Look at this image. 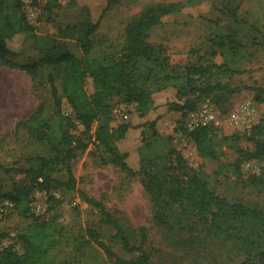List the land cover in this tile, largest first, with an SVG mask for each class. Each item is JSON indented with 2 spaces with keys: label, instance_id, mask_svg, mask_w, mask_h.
<instances>
[{
  "label": "trees",
  "instance_id": "16d2710c",
  "mask_svg": "<svg viewBox=\"0 0 264 264\" xmlns=\"http://www.w3.org/2000/svg\"><path fill=\"white\" fill-rule=\"evenodd\" d=\"M50 1L47 0L49 5ZM201 1H163L147 6L127 22L120 54L99 57L93 54L90 37L97 22H93L89 14L82 21L54 27L52 33L39 35L27 19L23 0H0V63L24 70L36 86L46 79L50 91V99L40 100L31 114L20 119L14 129L15 134L25 131L30 140L43 145L46 153L36 155L29 166H7L0 162V171L23 174L28 181L16 187L13 193L6 194L0 189V200L11 199L21 214L33 219L30 228L19 233L23 251L18 252L12 247L0 249V264H58L51 253L52 246L61 242L56 236V227L30 210L32 189L48 193L58 187L78 192L95 208L99 222L113 229L112 238L131 256L118 254L93 231L78 246L94 241L119 264H162L146 248L150 243L146 225L130 224L109 210L101 199L77 186L70 160L76 149L85 144L70 130L73 119L63 112L64 99L84 131H90L95 125L94 144L106 154V161L119 165L129 174L141 175L142 184L152 200V219L156 225L176 237L189 234L181 243L195 247V252L208 251L209 244H215L232 259V263L242 257L235 264H264V208L218 194L194 167L186 163L176 148H171L168 154H148L147 132L157 133L155 119L112 125L115 97L134 103L137 116L143 118L155 108L154 92L174 88L176 100L170 101L168 107L180 111L185 118L203 97L210 96L221 103L241 89V86H231L222 79L240 71L238 61L247 55L246 45L254 25H246L247 22L235 27L228 25L223 32L216 33L213 40L216 49L205 51L197 61L184 66L171 63L161 44L148 41L150 30L165 16L180 13L185 7ZM51 6H56L55 0ZM19 36L23 39L16 48L14 43ZM30 38L41 44L43 54L35 61L19 63L15 56ZM66 39H75L82 54L71 52ZM257 44L264 46V37ZM216 54L222 56L221 62L214 60ZM246 87L255 91L257 102L263 101L264 87ZM136 128L141 129L143 141L139 146L138 170L126 160L129 150L119 145V141ZM216 132V126L189 131L203 157L218 158L221 151L217 145L224 143L238 153L235 164L251 159L264 163V119L253 125L247 136L253 142L252 148L240 146L243 137L240 132L219 139H216ZM1 140L0 137V147ZM167 157L173 162H168ZM61 170L62 174L59 173ZM248 181L264 189V164L248 177ZM49 198L54 197L50 195ZM212 259L218 264L217 257Z\"/></svg>",
  "mask_w": 264,
  "mask_h": 264
},
{
  "label": "rangeland",
  "instance_id": "374dc122",
  "mask_svg": "<svg viewBox=\"0 0 264 264\" xmlns=\"http://www.w3.org/2000/svg\"><path fill=\"white\" fill-rule=\"evenodd\" d=\"M163 1L178 0H55L54 7L51 6L53 0L50 5L47 0H23L27 19L39 35L52 33L54 27L82 21L89 14L90 19L97 22L90 37L93 54L99 57H117L125 41L127 22L147 6ZM245 22L246 25H254L246 45L247 55L238 61L239 72L222 79L231 86H241V89L221 103L210 96L203 97L199 103L209 99L220 116L216 139L240 132L243 135L240 146L252 148L253 142L247 136L251 127L264 119V99L257 102L255 91L246 86L264 87V46L257 44L264 37V0H202L185 7L180 13L165 16L150 30L148 41L161 44L171 63L184 66L197 61L205 51L216 49L213 40L217 32H223L228 25L235 27L245 25ZM22 39V36L16 37L14 47H19ZM47 41L50 42L49 39ZM65 41L71 52L82 54L81 46L75 39ZM40 48L41 44L34 38L25 40L22 51L15 59L19 63L35 61L43 54ZM213 58L217 62L223 60L219 54ZM59 79L57 82L60 85ZM153 97L155 108L143 118L137 116L134 103L115 97L112 108L117 107L118 111L113 114L112 125L123 122L138 124L155 119L157 133L152 135L149 130L147 132L148 154H168L171 148H176L186 163L194 167L218 194L264 208V189L248 181V177L258 172L264 163L251 159L242 160L237 165L235 159L238 153L224 143L217 145L221 151L218 158L203 157L185 127L182 113L168 107L170 101L176 100L175 89L156 91ZM42 99H50L46 79L36 86L24 70L0 63L1 163L29 166L36 155L46 153L43 145L30 140L25 131L14 133L16 123L29 116ZM62 109L73 119L71 132L85 144L76 149L75 156L70 160L77 186L101 199L109 210L130 224L146 225L150 240L146 248L156 261L162 264H214L212 258L217 257L218 264H235L242 259L239 257L232 263V259L215 244H209L208 251L202 249L199 253L195 252V247L181 243L189 234L176 237L156 225L152 219V200L142 184L141 175L129 174L119 165L106 161V154L94 144L95 125L90 131H84L65 99ZM232 112L238 114L240 124L231 120ZM142 143L139 128L131 130L127 138L119 141L123 149L129 150L126 160L134 170L140 166L139 146ZM166 159L173 162L168 157ZM59 173L62 174L63 170ZM27 182L23 174L0 171L3 193H13L16 187ZM50 195L54 198L50 199ZM30 199V210L58 231L56 236L61 242L51 248L52 257L58 264H119L94 241L78 246L92 231L118 254L131 256L112 238L113 229L99 222L98 211L78 192L58 187L47 193L34 188ZM32 221V216L21 214L16 207L0 214V249L12 247L22 252L19 233L29 229Z\"/></svg>",
  "mask_w": 264,
  "mask_h": 264
},
{
  "label": "built area",
  "instance_id": "2783aa9c",
  "mask_svg": "<svg viewBox=\"0 0 264 264\" xmlns=\"http://www.w3.org/2000/svg\"><path fill=\"white\" fill-rule=\"evenodd\" d=\"M118 111L117 107L112 108V113ZM230 118L237 125L240 124V119L236 112L230 113ZM220 116L215 109V106L209 99L201 101L195 109L189 111L185 117V127L190 131L203 126H218ZM14 202L11 199L5 198L0 200V214H5L13 209Z\"/></svg>",
  "mask_w": 264,
  "mask_h": 264
}]
</instances>
